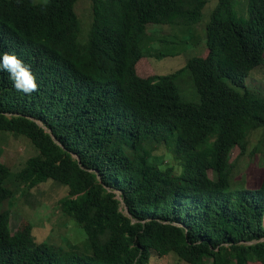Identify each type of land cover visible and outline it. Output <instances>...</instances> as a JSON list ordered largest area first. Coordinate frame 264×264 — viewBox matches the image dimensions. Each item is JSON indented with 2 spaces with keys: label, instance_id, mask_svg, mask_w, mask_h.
Instances as JSON below:
<instances>
[{
  "label": "trees",
  "instance_id": "trees-1",
  "mask_svg": "<svg viewBox=\"0 0 264 264\" xmlns=\"http://www.w3.org/2000/svg\"><path fill=\"white\" fill-rule=\"evenodd\" d=\"M75 1H23L49 35L52 51L39 59L0 24V53L16 50L40 82L24 94L0 72V146L8 133L30 147L19 161L9 142L0 159V264H151L170 254L189 264H264V156L256 144L249 150L254 135L264 142V91L249 83L264 66V0H247V18L237 0H218L208 54L148 76L138 65L167 55L146 50L148 25L189 32L208 0H89L85 44ZM62 84L91 89L95 110L72 105ZM163 147L176 164L155 154ZM236 147L262 166L257 181L236 177ZM50 181L66 189L56 206L86 243L38 241L30 219L12 230L14 207L35 206L31 190Z\"/></svg>",
  "mask_w": 264,
  "mask_h": 264
},
{
  "label": "rangeland",
  "instance_id": "rangeland-1",
  "mask_svg": "<svg viewBox=\"0 0 264 264\" xmlns=\"http://www.w3.org/2000/svg\"><path fill=\"white\" fill-rule=\"evenodd\" d=\"M37 2H46L47 0H35ZM80 1V0H79ZM218 4V0H208L207 5L205 6L203 12V20L192 28L189 32L180 31L177 28H172L168 26L157 27L155 25H149V33L152 36V40L146 45V50L154 53L163 52L168 53L166 57L159 59L152 58L149 59V62L142 61L138 65L140 74L144 76L152 75L153 72H158V74H166L170 71L183 68L187 63L188 58L193 55H207L208 51L206 48V38L205 31L206 25L210 21L211 13ZM91 9V1L83 0L81 1L78 12L81 20V31H80V40L83 41L87 39V36L90 32L93 13ZM236 13L239 18H247V0H237ZM204 24V25H202ZM188 34L190 40L193 42H182L179 38H183ZM177 37H173V36ZM163 38H173L180 42L177 45L168 44L162 42ZM205 39V41H204ZM194 42H197L196 46ZM193 47V49H192ZM166 51V52H165ZM181 54V55H179ZM145 57L143 59H147ZM188 75V74H187ZM255 82V83H254ZM249 83L251 87L259 88L264 91V66L254 70L249 78ZM254 83V84H253ZM186 86L190 88V80L187 79ZM192 93V92H191ZM264 93V92H263ZM3 144L0 146V159L5 160L6 150L8 148L9 142L14 144L10 148L9 155L10 157L15 156L17 160L24 159L29 155L26 145H22V142H19L18 139H15L12 135L5 133L2 136ZM260 134L254 135L251 138V145L249 150L253 148L256 144L259 152V157L264 156V142L260 140ZM32 151V149H31ZM156 155H162L165 157V161L170 162L171 164H176L174 159L169 155V152L163 147L155 153ZM241 148L236 147L232 152V160L236 163L235 175L241 180H246L249 182L257 181L260 170L262 166L258 165L257 158L251 160L247 155L241 156ZM261 157V159H262ZM214 175V172L211 173ZM245 185V183L240 184ZM32 200L34 201L35 206L30 204L25 205L22 202L18 203L14 207V212L11 215V226L13 231H18L23 226L27 224V219H30L35 224L34 234L38 241L50 240L57 245H63L66 249L71 248L73 243H79L83 241L86 243L84 237V232L82 229L75 231L78 228L75 227L71 231V227L74 226L71 223L69 217L63 215L60 208L56 206L58 199L67 193L64 187L56 186L54 182L50 181L47 183H42L38 186H35L32 190ZM119 198H121L120 193L117 192ZM122 199V198H121ZM124 209V204L123 207ZM15 209L19 212H15ZM84 234V235H83ZM73 242V243H72ZM151 264H189L185 261L180 260L176 255L170 254L166 257H163L157 261H154ZM249 264H261L260 262H250Z\"/></svg>",
  "mask_w": 264,
  "mask_h": 264
},
{
  "label": "clouds",
  "instance_id": "clouds-1",
  "mask_svg": "<svg viewBox=\"0 0 264 264\" xmlns=\"http://www.w3.org/2000/svg\"><path fill=\"white\" fill-rule=\"evenodd\" d=\"M23 1L24 0H0V24L4 22L14 27L17 44H18L17 48L20 52H23V54L27 56H32V57L35 54V59H39L40 56L48 55L52 51L49 40L45 39V37L49 35L47 34L43 26H40L39 24L35 22V19L26 15L27 11L29 10L28 9L29 7L27 8L25 5H23ZM31 1L33 2L34 5L35 4L37 5L36 7H40V6H47L48 3H52L54 0H47L46 2H37L35 0H31ZM81 1L83 0L75 1V4H74L75 13H73L75 17L77 15L80 19L82 17H80L78 8H79ZM17 8H18L17 16L9 17V15ZM90 10H92V2H91ZM92 13H93V10H92ZM201 21L197 22L193 27L189 26V28L194 29V27L198 25ZM149 25H153V24H149ZM149 25H148V28H149ZM80 29H81V20H80ZM93 30H94V27H92L91 25V29L87 36V39L86 40L84 39L83 41H81L79 38V40L84 44L87 43L90 38V33H93ZM207 34L208 33L206 30L205 31V38H206L205 45L208 51ZM79 37H80V34H79ZM179 39L182 40V42L187 41V42L193 43L190 40L188 34L185 37L179 38ZM166 43L170 45L171 44L177 45L180 42L176 40V43H171L167 41ZM194 44L196 46L197 42H194ZM30 49H33V50H30ZM20 57L22 56L16 50H10L8 48L5 49L2 53H0V72H6L9 74V78L11 79L13 83V87L16 89V91L30 95L31 93L37 90V87H38L37 82L38 83L40 82H39V79H38V76L35 70L33 73L31 66L27 64ZM153 58H156V57H153ZM79 89H80V92H79ZM60 90L67 93L69 102L72 105L75 104V102H80L79 105L83 106L84 108L89 109V110H95L93 91L91 89H86L85 85L77 84L76 86H74V85L62 84V88ZM60 113L61 111L59 109L56 115H59ZM169 155L171 156L170 153Z\"/></svg>",
  "mask_w": 264,
  "mask_h": 264
}]
</instances>
